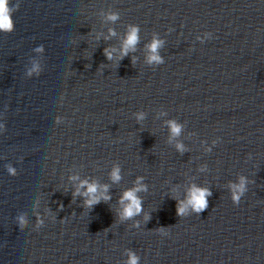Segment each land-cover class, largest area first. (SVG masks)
Returning <instances> with one entry per match:
<instances>
[{"label": "water", "instance_id": "obj_1", "mask_svg": "<svg viewBox=\"0 0 264 264\" xmlns=\"http://www.w3.org/2000/svg\"><path fill=\"white\" fill-rule=\"evenodd\" d=\"M19 5L15 31L0 34V264H123L128 249L141 264H264V0ZM129 24L141 29L135 51L108 60ZM154 33L164 63L150 66ZM33 59L43 70L29 78ZM170 120L184 125L176 138ZM72 176L108 185L111 201L85 208ZM139 176L151 219L136 217V228L117 211ZM241 176L250 183L236 205L230 185ZM192 184L210 189L208 207L179 217L173 197L185 199ZM21 211L28 223L18 228Z\"/></svg>", "mask_w": 264, "mask_h": 264}, {"label": "clouds", "instance_id": "obj_2", "mask_svg": "<svg viewBox=\"0 0 264 264\" xmlns=\"http://www.w3.org/2000/svg\"><path fill=\"white\" fill-rule=\"evenodd\" d=\"M19 0L15 4L12 5V0H0V34H11L15 31V22L13 19L14 13L19 10ZM105 19L108 22L116 23L120 19L119 12L116 11H108L103 14ZM140 27L138 25L129 24L127 26V30L124 35V39L122 41V47L119 51V56L114 57L113 53L116 52V49H105V56L108 60L114 59H123L128 55L130 51H135L136 45L139 42V33ZM110 36H115V30H109ZM205 38H210V34H206ZM98 39V37H97ZM198 39H200L198 37ZM203 42V41H202ZM165 45V40L159 37V34L154 33L152 36V43L147 45L151 55L148 57L147 63L150 66L161 65L164 63V58L158 54V50ZM34 51L36 53L43 54L45 52V48L43 45L37 46ZM42 65L39 61L33 59L31 61V66L27 68L26 75L29 78L34 76H39L42 72ZM135 119L138 122H143L146 119V113L143 111L134 113ZM57 122H60V118H57ZM168 127L170 129L171 138H176L182 132L184 125L177 123L175 120H170L167 122ZM6 131L5 124L0 122V134ZM171 142V140H170ZM215 141H213V145H215ZM176 149L183 153L186 151L185 145L180 142L176 143ZM206 151H211V148H206ZM7 173L15 177L17 176V169L12 166H6ZM200 171H207L206 167H201ZM122 169L120 165L114 164L109 173L110 179L113 183H118L122 180L121 175ZM71 179L73 181H79L73 196H82L84 198V207L87 209H93L94 206L102 203L111 201L112 197L109 194V186L108 185H100L95 181H89L88 179L80 180L78 176H72ZM250 182L244 176H241L239 179V183L231 184L230 189L232 192V202L236 205H239L242 197L248 191V184ZM82 189H84L82 191ZM148 185L144 182V177L139 176L136 178L134 182V187L127 189L123 192L122 196L119 199L120 208L117 211V218L121 222L126 221H135L133 227L139 228L140 221L135 218L138 216H142L143 220L147 222L151 219L150 213H145L143 209V199L138 194L141 192H147ZM212 195L209 188H201L192 184L187 190L185 199H179L177 197H173L177 200V208L176 212L179 217H187L193 213L199 215L204 212L208 207V197ZM36 217V228L39 229L44 225V217L40 213L35 214ZM28 223V217L24 211H21L16 216V224L18 228H23ZM159 231L162 235H167L165 232V228H160ZM125 255L127 259L123 262V264H141V258L135 252L130 249L126 250Z\"/></svg>", "mask_w": 264, "mask_h": 264}]
</instances>
